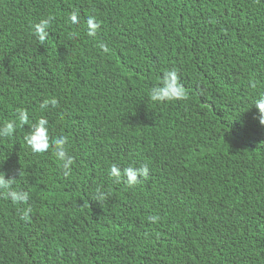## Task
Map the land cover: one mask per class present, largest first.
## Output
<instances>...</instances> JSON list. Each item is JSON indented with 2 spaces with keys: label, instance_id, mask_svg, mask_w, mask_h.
<instances>
[{
  "label": "trees",
  "instance_id": "1",
  "mask_svg": "<svg viewBox=\"0 0 264 264\" xmlns=\"http://www.w3.org/2000/svg\"><path fill=\"white\" fill-rule=\"evenodd\" d=\"M49 16L41 45L31 26ZM173 70L190 98L151 102ZM261 95L264 0H0V128L17 125L0 173L30 197H0V264H264ZM40 118L68 138L67 177L24 140ZM141 164L133 188L109 175Z\"/></svg>",
  "mask_w": 264,
  "mask_h": 264
},
{
  "label": "clouds",
  "instance_id": "2",
  "mask_svg": "<svg viewBox=\"0 0 264 264\" xmlns=\"http://www.w3.org/2000/svg\"><path fill=\"white\" fill-rule=\"evenodd\" d=\"M55 18L49 16L47 19H42L40 23L34 24L31 27L33 28V34L38 39L39 43L43 45L49 36L47 29L51 26V21ZM70 22L75 25L78 21V13L73 12L69 14ZM87 25V35L90 38H95L97 32L99 31L101 24L96 21L94 16H88L86 19ZM77 33H69V38H75ZM103 52H109L107 45L103 42L97 45ZM250 87L255 89V81H249ZM150 101L153 103H165V102H184L187 101L190 97L184 87L180 82L178 73L176 71H166L163 74V78L159 81L158 86L153 87L149 92ZM59 102L55 98L46 99L43 103L40 104V109L46 110L49 106L53 109L57 108ZM255 108L259 113V123L261 126H264V95H261L258 99L255 100ZM17 116L19 120V126L23 127L29 124V114L25 109H17ZM47 119L40 118L35 124L30 126V131L24 136V140L27 146L35 154H43L48 152L50 149L53 152V155L60 162L61 169L65 177L69 176L72 171V166L74 164V159L68 154V138L61 135L58 138L50 140L48 129ZM16 121L4 122L3 127L0 128V137L10 138L16 131ZM18 175L21 177L23 175L22 169L18 172ZM109 175L116 183H124L126 187L133 188L141 183V179H148L149 176V167L147 164H141L138 167H128L123 170V173L120 171L117 165H112L109 170ZM16 183V179H5V174L0 173V197L4 199H10L13 204H25L29 202V193L23 190H14L13 185ZM107 197L100 193V189H97V203H100L106 200ZM31 207H28L22 211L20 218L27 221L31 214ZM159 217H148L149 223H157Z\"/></svg>",
  "mask_w": 264,
  "mask_h": 264
}]
</instances>
